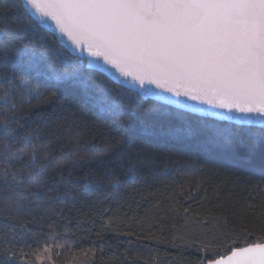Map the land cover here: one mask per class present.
I'll list each match as a JSON object with an SVG mask.
<instances>
[{"label":"snow or ice","instance_id":"1","mask_svg":"<svg viewBox=\"0 0 264 264\" xmlns=\"http://www.w3.org/2000/svg\"><path fill=\"white\" fill-rule=\"evenodd\" d=\"M43 28H54L56 42L70 47L74 59L47 55L36 40ZM105 74L107 83H90ZM61 83L83 85L100 112L118 118L106 151L122 149L137 110L148 104L167 125L161 135L191 140L190 147L205 152L241 153L232 166L264 177V0L0 4V264H37L64 246L55 221L43 240L27 227L42 220L41 191L59 187L57 176L91 159L81 133L64 122L33 126L35 111L57 99ZM249 188L252 198L231 223L224 205L219 213L185 208L184 223L171 225V241L143 238L195 248L202 253L196 264H264V181H249Z\"/></svg>","mask_w":264,"mask_h":264},{"label":"trees","instance_id":"2","mask_svg":"<svg viewBox=\"0 0 264 264\" xmlns=\"http://www.w3.org/2000/svg\"><path fill=\"white\" fill-rule=\"evenodd\" d=\"M5 3L13 0H0V4ZM38 31L36 40L43 44L47 55L59 52L64 58L74 59L53 35ZM101 81L108 82L103 75H93L90 83L95 87ZM89 95L83 85L61 83L57 99L36 110L31 118L33 126L60 121L71 126L73 132L79 131L83 152L91 158L72 169L71 175L66 170L62 179L57 176L59 187L50 184L41 191L37 215L42 220L27 227L41 234L43 240L51 231L48 223L55 221L56 239L64 246L54 248L50 259L42 258L37 264H196L202 253L195 248L179 241L173 247L171 242L158 243L143 237L146 233L164 235L171 241V225L184 223L185 208L189 214L209 209L219 213L222 210L218 205H224L231 223L233 212L236 217L242 215L244 204L252 198L249 181L260 183L264 177L232 166L231 161L241 153L215 148L205 152L190 147L191 140L161 135L167 125L148 104L137 110L134 130L124 133L122 149L106 151L119 120L100 112ZM145 130L155 135H145ZM90 140L95 147L88 145ZM89 172L95 175L86 181ZM100 176L104 178L102 183L97 182ZM117 182L119 186L114 187ZM88 249L94 254L88 252L85 256Z\"/></svg>","mask_w":264,"mask_h":264},{"label":"water","instance_id":"3","mask_svg":"<svg viewBox=\"0 0 264 264\" xmlns=\"http://www.w3.org/2000/svg\"><path fill=\"white\" fill-rule=\"evenodd\" d=\"M19 1V0H18ZM42 30H44V31H46V32H48V33H50L51 35H52V33L54 32V28H43ZM58 45L60 46V47H62L61 46V44H59L58 43ZM62 48H64L71 56H73L74 57V54H73V50L70 48V47H62ZM103 76H106V74L105 75H103ZM115 84V83H114Z\"/></svg>","mask_w":264,"mask_h":264}]
</instances>
